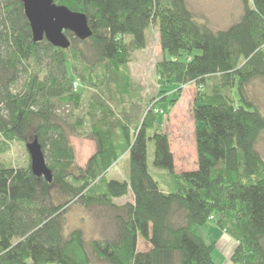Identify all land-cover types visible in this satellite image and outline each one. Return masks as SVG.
<instances>
[{
  "label": "trees",
  "instance_id": "16d2710c",
  "mask_svg": "<svg viewBox=\"0 0 264 264\" xmlns=\"http://www.w3.org/2000/svg\"><path fill=\"white\" fill-rule=\"evenodd\" d=\"M240 1V19L213 31L186 0H55L85 14L92 30L86 40L65 31L71 45L64 50L33 40L21 0H0V264H217L212 226L237 241L233 263L264 264V161L257 150L264 114L250 91L264 81V0ZM154 23L164 54L156 68L161 83L176 84L179 94L182 86L198 87L197 169L180 174L156 99L142 116L132 102L126 111V96L119 103L114 97L122 69L147 47ZM86 86L98 92L83 106ZM65 106L68 115L60 112ZM71 133L96 142L84 168ZM32 138L52 182L35 176L31 164L1 162L10 143ZM150 144L152 167L170 177L168 191L151 172ZM125 154L128 179H107ZM74 203L113 210V235L88 240L80 228L66 235Z\"/></svg>",
  "mask_w": 264,
  "mask_h": 264
},
{
  "label": "rangeland",
  "instance_id": "374dc122",
  "mask_svg": "<svg viewBox=\"0 0 264 264\" xmlns=\"http://www.w3.org/2000/svg\"><path fill=\"white\" fill-rule=\"evenodd\" d=\"M187 5L196 20L207 26L213 31L223 30L236 23L242 14V4L240 0H186ZM147 47L133 55L131 62L122 69L124 83L122 86L113 87L114 97L118 103L122 96L127 101L124 105L127 110H131L132 102L138 106L142 116H145L150 102L156 99V105L160 104L161 109L165 110L162 116V131L170 136L171 150L175 159L174 173L180 174L186 171L197 169V149L195 140V123L193 118V102L197 94L196 84L182 86L181 94L178 93L176 84L169 85L161 83L157 75V64L163 59L164 54L160 45V35L158 26L154 23L146 31ZM81 85V84H80ZM85 98L83 106H86L88 98L97 93L93 87H85ZM126 88V91H123ZM167 91V94L160 96L159 91ZM123 91V93H121ZM251 99L264 114V81L257 80L251 87ZM168 98L169 102L164 103ZM175 100L171 103V101ZM112 109L120 116L121 106H116L115 101H109ZM164 103V104H163ZM119 105V104H118ZM163 105V106H162ZM60 112L69 114L70 106L60 107ZM88 127V126H87ZM14 141L9 144L8 150L2 155L1 162L5 166L26 167L31 164V158L27 150V144L32 142ZM71 144L75 150L76 164L84 168L89 159L95 154L96 142L87 135H70ZM257 150L264 161V133L261 136ZM154 146H149L148 162L151 172L160 186L165 190H170V177L167 173L155 170L152 167ZM128 155L121 156L116 165L107 173V179L127 180L128 179ZM131 199V196L117 200L118 205L124 204ZM114 211L102 206H92L85 208L80 204L74 203L69 206L66 214L65 234H69L72 229H83L88 240L112 236L114 233L113 223ZM212 231L218 241L217 249L213 254V259L217 264H235L231 257L238 246L228 233L212 226ZM147 245L141 241L140 250H146ZM93 264H104L97 260Z\"/></svg>",
  "mask_w": 264,
  "mask_h": 264
},
{
  "label": "water",
  "instance_id": "95a60500",
  "mask_svg": "<svg viewBox=\"0 0 264 264\" xmlns=\"http://www.w3.org/2000/svg\"><path fill=\"white\" fill-rule=\"evenodd\" d=\"M29 20L33 40L41 42L46 39L53 46L68 49L70 40L65 31H71L79 39L86 40L92 35L88 18L85 14L73 12L55 0H21ZM31 158V170L35 176L53 181L45 152L37 139L27 144Z\"/></svg>",
  "mask_w": 264,
  "mask_h": 264
}]
</instances>
